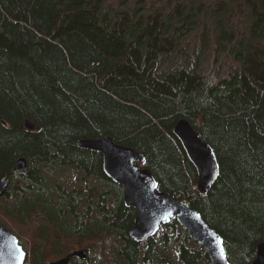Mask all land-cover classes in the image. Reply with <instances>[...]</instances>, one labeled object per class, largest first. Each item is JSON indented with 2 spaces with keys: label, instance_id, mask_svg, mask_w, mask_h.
<instances>
[{
  "label": "trees",
  "instance_id": "trees-1",
  "mask_svg": "<svg viewBox=\"0 0 264 264\" xmlns=\"http://www.w3.org/2000/svg\"><path fill=\"white\" fill-rule=\"evenodd\" d=\"M182 118L217 159L205 194L173 133ZM103 136L201 214L228 264H252L264 241V0H0V224L25 262L83 248L68 264H211L175 218L129 236L136 209L101 152L76 144ZM19 157L27 168L13 171ZM69 165L71 186L53 180Z\"/></svg>",
  "mask_w": 264,
  "mask_h": 264
},
{
  "label": "water",
  "instance_id": "water-1",
  "mask_svg": "<svg viewBox=\"0 0 264 264\" xmlns=\"http://www.w3.org/2000/svg\"><path fill=\"white\" fill-rule=\"evenodd\" d=\"M28 129H33L26 122ZM173 133L179 140L188 160L196 169L195 188L199 194H205L218 176V163L212 147L205 142L199 132L184 118L177 121ZM80 147L100 151L103 156V172L123 190V202L132 206L137 213L129 236L141 242L157 232L171 218L186 230L189 236L204 250L211 264H228L222 238L192 207L189 202L178 195L157 188V182L150 171L140 168L136 162H143V157L134 149L116 144L108 136L92 139H79ZM27 168L25 157H19L14 163L13 171ZM9 185L7 177L0 179V198ZM87 249H76L60 259L47 264H68L73 257L86 258ZM255 259L252 264H264V241L255 247ZM27 252L19 239L0 224V264H24Z\"/></svg>",
  "mask_w": 264,
  "mask_h": 264
},
{
  "label": "rangeland",
  "instance_id": "rangeland-1",
  "mask_svg": "<svg viewBox=\"0 0 264 264\" xmlns=\"http://www.w3.org/2000/svg\"><path fill=\"white\" fill-rule=\"evenodd\" d=\"M75 172H76V169L73 167V165L65 166L62 169V171L55 174L52 178H53V180H56V182H58L61 185L71 186L74 183ZM76 184L79 185L80 183L76 180ZM169 233H171V232L169 231ZM157 237L159 238V235H157ZM187 239H188L187 243L189 245L195 246V243L193 242L192 239H190V238H187ZM165 248L167 250L166 253L168 255H172V260L177 261V255H176L177 249L174 248V246L171 243H169L167 246H165ZM26 264H28V262H26ZM148 264H154V263H148Z\"/></svg>",
  "mask_w": 264,
  "mask_h": 264
},
{
  "label": "bare ground",
  "instance_id": "bare-ground-1",
  "mask_svg": "<svg viewBox=\"0 0 264 264\" xmlns=\"http://www.w3.org/2000/svg\"><path fill=\"white\" fill-rule=\"evenodd\" d=\"M113 43V42H112ZM29 238V237H28Z\"/></svg>",
  "mask_w": 264,
  "mask_h": 264
}]
</instances>
